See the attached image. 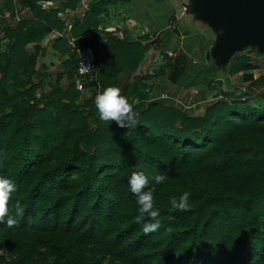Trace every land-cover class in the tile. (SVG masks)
<instances>
[{
	"label": "trees",
	"instance_id": "trees-1",
	"mask_svg": "<svg viewBox=\"0 0 264 264\" xmlns=\"http://www.w3.org/2000/svg\"><path fill=\"white\" fill-rule=\"evenodd\" d=\"M13 1L0 0V18L13 14ZM16 2L32 17L2 27L0 177L17 185L8 207L18 224L0 223V263L264 264V103L219 97L202 114L187 115L148 100L143 76L133 74L121 93L138 123L121 129L99 119L94 90L78 100L71 79L76 57L61 36L54 42L68 53L67 82L61 85L58 73L35 95L38 42L54 22L37 0ZM104 2L89 3L77 22L81 30L96 31L92 18ZM90 46L97 58L87 84L103 89L115 86L120 71L135 70L147 49L141 38L113 36ZM227 64L228 73L243 71L241 78L251 80L248 55ZM134 171L149 177L160 210L162 227L147 236L134 222L138 205L128 183ZM156 174H166L163 184L155 185ZM185 191L191 209L170 211L171 197Z\"/></svg>",
	"mask_w": 264,
	"mask_h": 264
},
{
	"label": "crops",
	"instance_id": "crops-1",
	"mask_svg": "<svg viewBox=\"0 0 264 264\" xmlns=\"http://www.w3.org/2000/svg\"><path fill=\"white\" fill-rule=\"evenodd\" d=\"M91 1L95 0H37L41 8L51 11V19H53L54 24L49 26V30L38 42L40 48L36 56V72L32 76V80L38 83L35 95L47 91L50 82L54 81L58 73H61L60 84L64 86L67 82L65 72L60 70L50 79L51 68L57 63L63 67L62 61L68 58L67 51L61 52L56 48L54 42L56 38L64 37L76 56L77 50L83 44L91 45L95 41L99 43L104 41L107 36H113L124 40L141 38V42L147 44V49L137 63L135 70L119 72L115 87H119L121 92L133 74L138 75L146 69L150 54L155 56L162 52L163 62L156 66L151 76L149 74L143 76L152 81L151 91L153 95L165 92L171 96V98H156L155 101L180 108L187 115H200L207 104L222 97L220 94L224 89H221V82H219L216 74L220 70L221 64L218 63L219 70L216 72L207 65L205 60L192 53L188 56V60H182L173 51L175 39L172 32H178L181 36L182 33L179 32V28L181 30L186 28V20L197 21L202 30L208 26L202 17L191 19L193 15H191L192 10L189 3L192 1L186 5V1L179 3L177 0H105L103 8L92 18L97 20L95 32L84 27L81 30L77 25ZM13 5V14L10 16L5 14L3 18H0V49L6 42L2 27L4 25L13 26L18 19L32 17L27 6H20L16 0L13 1ZM174 10H179L178 14H175ZM193 10L194 15L197 13V17L199 11L194 8ZM171 21L172 23H169ZM77 28L80 31H75ZM168 28L171 29V33L166 34L167 45H161L159 41L155 42V35ZM204 38L208 41L207 45L210 46L216 39V35L213 33L211 38L208 37V39L205 36ZM74 40H76L75 46H73ZM33 43L28 42L26 48L31 50ZM171 52L173 53L171 54ZM225 66L227 67L228 64ZM221 80L226 87H229L230 82H232L229 74H227V78L224 76ZM95 90L98 94L103 88L98 86ZM190 103L193 105L182 106Z\"/></svg>",
	"mask_w": 264,
	"mask_h": 264
},
{
	"label": "rangeland",
	"instance_id": "rangeland-1",
	"mask_svg": "<svg viewBox=\"0 0 264 264\" xmlns=\"http://www.w3.org/2000/svg\"><path fill=\"white\" fill-rule=\"evenodd\" d=\"M185 1H186V5L188 4V2H191V1L193 2V3L192 2L189 3L191 5L190 7L192 10L191 15H193L191 17V19H193V18L196 19L198 17H202L203 21L206 22V24L210 28L208 26H205L202 30V28H199L200 25L197 21L195 22L194 20H189V21L186 20V22H187V23H185L186 28H184V30H181L179 28V32L181 31L180 33H182L181 34L182 37L179 36L178 32H172V36L175 39L173 51L175 52V55L179 56L182 60L183 59L188 60V56H190V53H192L193 55H196V56L200 57L201 59L205 60L207 65L210 66L211 69H213L214 71L219 70L218 61L213 54H210V51L214 48L215 44L221 39L223 32L226 29L228 13L222 14L220 17H216L212 11H207V12L199 11V15L196 17L197 13L194 15L193 8L197 11L200 10L197 6V1H199V0H177V2H179V3L185 2ZM178 12H179V10H174L175 14H178ZM186 15H189V14L186 13ZM204 17H205V19H204ZM210 22L213 24H211ZM169 23H172V21ZM213 29H216V30H213ZM167 33H171V29L168 28V29H164V30L159 31L158 35L156 34L154 37L155 42L159 41V43H161V45H167V40L165 39L167 37L166 36ZM213 33L216 35V39L209 46V45H207L208 41L205 40L204 36L207 38L208 37L211 38L213 36ZM206 50H209V58L208 59H206V57H205V51ZM241 54L248 55V57L250 58V63L255 65L253 68H249V69L244 70V71H249L251 73V75H252L251 80H243L241 78V74L243 71H239L236 73H228L227 67L225 66V64H227V62H229L231 59H233L234 57H237ZM152 56L153 55H151V54L149 55V57H150V59L148 61L149 63H151V58H153ZM159 64H157V65H159ZM220 67H221L220 70L218 72L216 71L217 72L216 74L220 78L217 75L216 76L219 79V82H221L220 83L221 89H224L222 91L220 90L222 92L220 94L222 97H224L225 99H228V100H232V101L233 100L242 101L247 106H254V107L263 106V103H264L263 100L264 99L262 97V94L264 91V79L263 78L259 79V78L264 75V49H258L254 45L246 44V45H244V46H242L236 50H233L225 58L224 62L221 63ZM58 70L65 72V68L57 63L53 68H51L52 74H50V79L52 78V75L56 74V72ZM227 74H229L230 80H232V82H230V84H229V87H226L222 83V80L220 81V79L224 76H225V78H227ZM71 76H72L71 79L73 80V83L75 85V72H74V70L71 71ZM66 81H67V79H66ZM88 81H90L89 78H86L85 83L88 86V91H89V89H91V90H94L96 92L95 87H90L87 84ZM88 95H89V93L80 92V96H79L78 100L84 99V98L88 97ZM178 109H180V108H178ZM4 255L7 256L6 254H4ZM0 264H3V263H0Z\"/></svg>",
	"mask_w": 264,
	"mask_h": 264
},
{
	"label": "clouds",
	"instance_id": "clouds-1",
	"mask_svg": "<svg viewBox=\"0 0 264 264\" xmlns=\"http://www.w3.org/2000/svg\"><path fill=\"white\" fill-rule=\"evenodd\" d=\"M75 41H73V46H75ZM83 66L86 70L90 69L89 66L84 64ZM94 103L98 117L102 122L108 124L115 122L116 126L121 129L134 127L138 123V113L134 111L133 103L122 95L119 87L109 86L104 88L95 96ZM166 179V174H156L153 177L155 185L163 184ZM128 183L138 205V215L134 217V222L143 224L142 231L146 236L157 232L162 227V223L159 219L160 210L155 207V187H149V177L142 171L132 172ZM16 191L17 185L11 179L0 177V223H6L9 228H13L18 224L17 219L10 215L8 207L9 199ZM189 198L190 194L187 191L179 197H171L169 210L173 212L189 211L191 209ZM15 208L16 214L22 216L23 210L19 202H17ZM146 220L151 222H145ZM51 259L49 257V260Z\"/></svg>",
	"mask_w": 264,
	"mask_h": 264
},
{
	"label": "water",
	"instance_id": "water-1",
	"mask_svg": "<svg viewBox=\"0 0 264 264\" xmlns=\"http://www.w3.org/2000/svg\"><path fill=\"white\" fill-rule=\"evenodd\" d=\"M198 11H212L216 17L228 13L226 29L210 51L218 63L246 44L264 49V0H199ZM206 59L209 50L205 51Z\"/></svg>",
	"mask_w": 264,
	"mask_h": 264
},
{
	"label": "built area",
	"instance_id": "built-area-1",
	"mask_svg": "<svg viewBox=\"0 0 264 264\" xmlns=\"http://www.w3.org/2000/svg\"><path fill=\"white\" fill-rule=\"evenodd\" d=\"M161 53L162 52H159L155 56H153V58H151V63H149L146 66V69H144L140 73L142 76H146L148 74H149V76H151V74H153L154 69L156 68L157 64L163 62ZM172 53L173 52H171V54ZM96 58H97V55L94 52L92 46H90V45L85 44L77 50L74 72H75V87L78 91L88 93V86L85 83V79L89 78V80H91L92 71L95 67ZM82 63L85 66H89L90 69L86 70ZM143 82L145 84L144 92L146 93V97L148 100H155L156 98H171V96L165 92H161L157 95H153L152 91H151L152 81L150 80V78L147 79V78L143 77ZM97 87L98 86H95V89ZM192 105H193V103H190L189 105H182V106L188 107V106H192Z\"/></svg>",
	"mask_w": 264,
	"mask_h": 264
}]
</instances>
